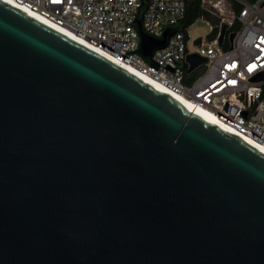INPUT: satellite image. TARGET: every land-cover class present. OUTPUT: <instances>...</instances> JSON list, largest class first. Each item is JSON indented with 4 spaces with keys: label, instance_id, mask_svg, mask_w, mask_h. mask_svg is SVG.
Returning a JSON list of instances; mask_svg holds the SVG:
<instances>
[{
    "label": "water",
    "instance_id": "obj_1",
    "mask_svg": "<svg viewBox=\"0 0 264 264\" xmlns=\"http://www.w3.org/2000/svg\"><path fill=\"white\" fill-rule=\"evenodd\" d=\"M0 264H264V153L0 0Z\"/></svg>",
    "mask_w": 264,
    "mask_h": 264
},
{
    "label": "built area",
    "instance_id": "obj_2",
    "mask_svg": "<svg viewBox=\"0 0 264 264\" xmlns=\"http://www.w3.org/2000/svg\"><path fill=\"white\" fill-rule=\"evenodd\" d=\"M10 1L206 108L264 149V80L254 81L264 76V0H201L203 11L219 19L211 24L208 48L202 39L191 41L188 29L175 31L185 19L187 0ZM234 3L242 6L239 14ZM236 23L240 28L232 32ZM141 30L159 40L167 33L164 47L150 58L141 52ZM195 54L206 62L190 71L188 58Z\"/></svg>",
    "mask_w": 264,
    "mask_h": 264
},
{
    "label": "bare ground",
    "instance_id": "obj_3",
    "mask_svg": "<svg viewBox=\"0 0 264 264\" xmlns=\"http://www.w3.org/2000/svg\"><path fill=\"white\" fill-rule=\"evenodd\" d=\"M5 2H7L8 4H11L12 6H14L15 8L25 12L26 14H29L30 16L36 18L37 20L43 22L44 24L50 26L51 28L63 33L64 35L70 37L71 39L79 42L80 44H82L83 46L93 50L94 52L104 56L105 58H107L108 60L122 66L123 68H125L126 70H128L129 72H131L132 74L136 75L137 77H139L140 79L144 80L145 82H147L148 84H150L151 86H153L154 88L160 90L161 92L171 96L172 98H174L175 100H177L178 102H180L181 104H183L186 108H188L189 110H191L192 112H194L195 114L201 116L202 118H204L205 120L209 121L210 123L220 127L221 129L233 134L234 136H237L238 138H240L241 140H243L244 142H247L248 144L252 145L253 147L257 148L258 150H260L261 152L264 153V149L261 148L260 146L256 145L255 143L249 141L247 138L243 137L242 135L238 134L237 132L229 129L228 127L224 126L222 123L219 122L218 118L212 114L209 110H207L206 108L194 104L192 102H190L189 100L185 99L184 97L175 94L174 92H172L171 90L163 87L162 85H160L159 83H157L156 81L152 80L151 78H149L148 76L136 71L134 68L121 63L120 61H117L115 59H113L112 57H110L109 55L105 54V52L96 49L94 47H91L89 44L85 43L84 41H82L81 39L75 37L74 35H72L70 32H68L65 29H62L60 27L54 26L50 23H48L47 21H45L44 19L38 17L37 15H33L27 11H24L23 9L17 7L15 4H13L10 0H4Z\"/></svg>",
    "mask_w": 264,
    "mask_h": 264
},
{
    "label": "trees",
    "instance_id": "obj_4",
    "mask_svg": "<svg viewBox=\"0 0 264 264\" xmlns=\"http://www.w3.org/2000/svg\"><path fill=\"white\" fill-rule=\"evenodd\" d=\"M248 2H254L255 0H246ZM233 9L236 13H240L242 6L238 3L233 4ZM205 18L211 21L213 24L219 23V19L211 16L209 13H205L201 7V0H187V11L184 21L180 26L176 28L175 31H184L193 25L198 19ZM240 28V24L236 23L231 29L232 32H237ZM228 46L224 48L227 49Z\"/></svg>",
    "mask_w": 264,
    "mask_h": 264
},
{
    "label": "rangeland",
    "instance_id": "obj_5",
    "mask_svg": "<svg viewBox=\"0 0 264 264\" xmlns=\"http://www.w3.org/2000/svg\"><path fill=\"white\" fill-rule=\"evenodd\" d=\"M211 24V21H208L203 17L198 19L193 25L188 28V33L191 37V41L202 39L204 47L208 48L207 38L212 37Z\"/></svg>",
    "mask_w": 264,
    "mask_h": 264
}]
</instances>
